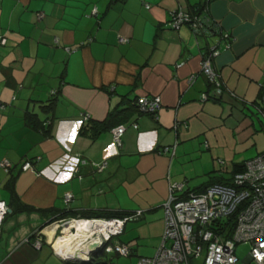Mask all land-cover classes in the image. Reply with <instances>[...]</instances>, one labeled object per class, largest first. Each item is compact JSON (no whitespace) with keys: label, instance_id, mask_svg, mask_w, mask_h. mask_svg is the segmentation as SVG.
Listing matches in <instances>:
<instances>
[{"label":"crops","instance_id":"obj_1","mask_svg":"<svg viewBox=\"0 0 264 264\" xmlns=\"http://www.w3.org/2000/svg\"><path fill=\"white\" fill-rule=\"evenodd\" d=\"M200 1L0 0V35L8 39L0 44V160L34 164L10 173L0 165V202L9 208L0 264H138L162 243L171 184L184 183L187 192L230 183L236 165L264 151V0H210L199 8L232 35L226 46L220 33L213 58L226 87L218 99H203L212 92L201 68L219 35L170 26L172 10ZM143 94L161 96L157 115L139 110ZM104 119L105 128L91 125ZM32 120L44 121L48 132ZM117 123L126 125L119 149L111 129ZM173 144L174 151L159 152ZM77 154L87 163L79 161L75 173ZM105 161L103 169L94 164ZM23 204L53 212L18 210ZM61 210L76 219L91 210H141L119 236L132 254H82L86 229V239L70 245L78 232H63L56 223L63 218L46 225Z\"/></svg>","mask_w":264,"mask_h":264},{"label":"built area","instance_id":"obj_2","mask_svg":"<svg viewBox=\"0 0 264 264\" xmlns=\"http://www.w3.org/2000/svg\"><path fill=\"white\" fill-rule=\"evenodd\" d=\"M185 20H190L193 27L198 29V16L192 19L183 7H178L175 12V26L179 27ZM223 36L228 38L229 35L225 33ZM120 40L126 41L127 38L120 37ZM0 43L5 44L6 37L0 35ZM229 45L227 40L226 46ZM219 52V48L213 43L209 50L204 52L201 68L208 81L214 84L212 93L217 98L222 97L226 90L213 66V58ZM202 97L208 99L211 96L203 93ZM137 106L141 112L157 115L162 106V98L160 95L143 94L137 98ZM258 109L264 119V98ZM83 117L84 120L89 119L86 113ZM177 125L178 123L175 125L176 128ZM125 128L126 125L123 123L112 128L113 143L118 148L122 146V134ZM171 147L174 151L176 145L163 146L159 152L170 151ZM38 158L40 156H37ZM71 160L73 172L77 173L79 169L75 165H78L80 161L79 155L71 157ZM81 161L85 162V159ZM219 162L224 164L223 159ZM94 164L99 169L106 167V161L94 162ZM0 165L6 172H9L15 164L10 159L4 158L0 160ZM245 165L246 169L234 174L230 183L212 184L200 192L184 191V183L171 184L170 194L163 205L165 228L162 243L153 256L140 257L138 264H198L197 261L199 264H238L240 259L236 254V247L239 244L250 246L248 254L242 260L245 264H264V151L247 159ZM20 167L25 171L33 169L34 164L30 159H23ZM177 192H182V195H178ZM72 198L73 195L67 193L65 202H70ZM239 207L241 209L237 214L235 230L231 237L224 238L222 234L210 227L212 224L214 226L216 220L227 217ZM8 211L9 208L5 202H0V233ZM140 215L141 210L125 217L60 221L64 223L61 225L62 229H65L66 225L71 226L70 221H85L90 228L85 242L100 236L105 242V245L100 248L103 253L129 256L132 254V248L117 239V236L123 233L127 220L135 219ZM71 229L75 232L77 230L76 227H71ZM41 245L42 237L38 236L34 241V246L39 248ZM192 260L197 263H191Z\"/></svg>","mask_w":264,"mask_h":264},{"label":"trees","instance_id":"obj_3","mask_svg":"<svg viewBox=\"0 0 264 264\" xmlns=\"http://www.w3.org/2000/svg\"><path fill=\"white\" fill-rule=\"evenodd\" d=\"M208 1H210V0L200 1V2H198V5H195V6L193 5L192 8H187V7H184V6H181V5L178 6V7H183L184 10L186 12H188L192 16V19L194 17L198 16V18H199V20H198L199 25L198 26L200 28L197 26L198 29H195V27H193L192 22L190 20H185L180 26H182L183 24H188V25L191 26L192 30L194 32H196L197 34H202V33L209 32L212 35H216V34L219 35V37L216 40L215 44L219 48V51H221V46H220L221 35H220V33L221 34L223 33V35H224L225 33H228V32L227 31L226 32H223L219 28L217 29V27L215 26V24L213 22H211L210 17H209L208 14H206L204 12H199V8L201 9V7H203L206 4V2H208ZM145 5H146L147 8L150 7V3L145 2ZM177 8H175L174 10H172V17L170 18V26L172 28H176L174 20H175V12H176V9ZM94 11H96V8L94 9ZM43 15H44V13L42 12L41 16H43ZM228 35H229L228 36V41H230V39H232V35L230 33H228ZM126 38H127L126 41H128V37H126ZM7 40L8 39L6 37V42H7ZM126 41H123V42H126ZM0 44H2V43H0ZM212 45L213 44H210L208 46V49L207 50H209V48ZM7 78H8L7 79L8 80V83H10L11 82L10 77L8 76ZM210 84H211V92H212V90L214 89V84L211 83V82H210ZM51 92L52 93H55L56 92V89H52ZM210 96H211L210 98L218 99L216 96L213 95V93H210ZM263 98H264V96H262L261 99H263ZM259 103H261V102H259ZM258 111H259V109H258ZM81 121H82V124L80 125V128L79 129H80V131H84L85 128H86V125H85V123H83L84 122V119H82ZM32 122L37 127H39V126H40V128L43 127V130H44L45 133L48 132V126L44 125V121H36V120L30 121V123H32ZM46 122H49V120L47 119ZM118 124H120V123H117V124H115L113 126H116ZM91 125L94 126V127H96L97 130H100L101 128H105V126L108 125V121H107V119L102 120V122L99 123V127H97L95 123H92ZM27 159H29V158H27ZM82 159H84V158H81L80 159V162L81 163H84V164L87 163L86 159H85V162H82L81 161ZM96 167H97V165H96ZM15 169L22 170L21 167H20V162L16 163L14 165V167L8 173L14 171ZM245 169H246L245 163H243L241 165L240 164L239 165H236V168L234 169V174L243 172ZM223 184H225V182ZM191 191H196V190H191ZM187 192H189V191H187ZM196 192H200V191H196ZM240 209H241V207H239L237 210L233 211L231 214H229L225 218H222V219L219 218L218 220H216L214 222V226L212 224L210 227H212L214 230L218 231L219 234H222L224 236V238L231 237L233 235L234 230H235L236 218H237V214H238V212H239ZM18 210H20V211H39L42 214H46L47 212H50V211L53 212V209L50 210V209L35 208L33 206H27V205H24V204L20 208H18ZM71 213L72 212H70L68 210H61V212L59 214H57V215L55 214L56 216L53 219H51L50 222H48L46 225H48V224H50V223H52V222H54V221H56L58 219H62V218L63 219H71V218H76L77 217V216H73ZM80 215H81V217L88 218V219H92V218H114V217H125V216H129V214L126 213V212H111L109 210L108 211H106V210L105 211H98V210H94L93 211V210H91V211L83 212ZM119 236H117V239H119ZM42 242H43V238H42ZM195 262H196L195 260H192L191 261V263H195Z\"/></svg>","mask_w":264,"mask_h":264},{"label":"water","instance_id":"obj_4","mask_svg":"<svg viewBox=\"0 0 264 264\" xmlns=\"http://www.w3.org/2000/svg\"><path fill=\"white\" fill-rule=\"evenodd\" d=\"M82 245H83V248L81 249L80 252L82 254H85L86 256H90L94 254L96 251H99L100 248L105 245V242L100 236H97L93 240H90L86 243H82ZM73 255L74 254H71L69 256H65V255L63 256L62 254H59V256H61V258H63L66 261L76 259L75 255L74 256Z\"/></svg>","mask_w":264,"mask_h":264},{"label":"bare ground","instance_id":"obj_5","mask_svg":"<svg viewBox=\"0 0 264 264\" xmlns=\"http://www.w3.org/2000/svg\"><path fill=\"white\" fill-rule=\"evenodd\" d=\"M53 226H56V224H54ZM71 227H76L77 228L76 232L72 233L70 231ZM85 229L88 231V234H89L90 228H89L88 224L85 221H73L71 223V226L67 225L65 227V229L63 230V232L66 230L65 232H66L67 235L76 234L78 232L77 235L74 237V240L70 243V245H72V244H74V242H76L78 240L80 241V239L83 238V235L85 237L84 240L86 239L87 233L85 232ZM84 240H82V241H84Z\"/></svg>","mask_w":264,"mask_h":264},{"label":"rangeland","instance_id":"obj_6","mask_svg":"<svg viewBox=\"0 0 264 264\" xmlns=\"http://www.w3.org/2000/svg\"><path fill=\"white\" fill-rule=\"evenodd\" d=\"M215 40H216V37H215ZM13 97H15L14 95H13ZM16 122V121H15ZM10 138H13L12 136H10ZM16 138V137H15ZM4 140V138L1 136V134H0V143H1V146H3L2 145V141ZM4 169V168H3ZM3 169L2 168H0V175H5V173H4V171H3ZM5 170V169H4ZM1 180H3V179H1ZM249 248H250V246L248 245V244H239L237 247H236V254L238 255V257H239V259H240V261H239V263L238 264H245L242 260L245 258V256L248 254V252H249ZM108 254H110V253H108ZM101 255V257H110V255H107V254H104V253H102V254H100ZM198 262V264H199V261H197ZM196 262V263H197ZM114 264H116V263H114ZM182 264H186V263H182ZM250 264H254V263H250Z\"/></svg>","mask_w":264,"mask_h":264},{"label":"clouds","instance_id":"obj_7","mask_svg":"<svg viewBox=\"0 0 264 264\" xmlns=\"http://www.w3.org/2000/svg\"><path fill=\"white\" fill-rule=\"evenodd\" d=\"M123 124H124V123H123ZM113 127H114V126H113ZM113 127H112V128H113ZM112 128H111V129H112ZM21 161H22V160H21ZM23 171H24V170H23ZM8 213H9V212H8ZM8 213H7V215H8ZM7 215H6V216H7ZM6 216H5V218H6ZM5 218H4V220H5ZM72 219H76V218L63 219V220H72ZM84 219H88V218H84ZM63 220H62V221H63ZM62 221L59 220L58 222H56L57 225H58L59 223H60V225H62V224H63ZM3 222H4V221H3ZM70 222L72 223L73 221H70ZM2 226H3V225H2ZM68 226H69V225H68ZM73 230H74V229H73ZM74 231H75V230H74ZM83 243H86V242H83ZM81 244H82V243H81ZM99 252L103 253L101 249L99 250ZM83 259H84V257H83Z\"/></svg>","mask_w":264,"mask_h":264}]
</instances>
